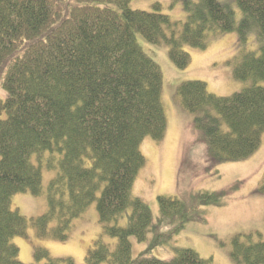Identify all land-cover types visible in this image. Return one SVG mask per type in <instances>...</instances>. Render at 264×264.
Returning a JSON list of instances; mask_svg holds the SVG:
<instances>
[{
    "label": "trees",
    "instance_id": "obj_1",
    "mask_svg": "<svg viewBox=\"0 0 264 264\" xmlns=\"http://www.w3.org/2000/svg\"><path fill=\"white\" fill-rule=\"evenodd\" d=\"M131 1L0 0V89L6 93L0 96V264H24L14 239L28 237L30 225L37 237L67 240L74 220L94 202L102 234L117 244L112 248L99 238L83 264H206L196 250L176 247L172 239L191 220L207 222L200 208L225 206L241 183L189 199L159 195L158 222L134 195L147 161L141 144L146 137L162 140L168 126L161 67L137 34L165 43L183 69L192 60L185 45L206 48L210 35L238 32L234 75L247 86L219 96L206 82L188 80L177 95L194 114L214 166L243 160L260 148L264 133V0H181L188 12L184 22L163 13L159 2L144 11L131 8ZM252 36L257 48L251 50ZM43 166L54 171L47 188ZM259 190L264 193V178ZM28 192L45 194L48 203L31 219L11 206L14 195ZM128 208L129 222L120 226ZM149 233V248L133 257L130 237L144 241ZM251 234L234 235L231 257L264 264V241ZM168 244L176 248L173 259L151 255ZM35 256L31 264H77L42 247Z\"/></svg>",
    "mask_w": 264,
    "mask_h": 264
},
{
    "label": "rangeland",
    "instance_id": "obj_2",
    "mask_svg": "<svg viewBox=\"0 0 264 264\" xmlns=\"http://www.w3.org/2000/svg\"><path fill=\"white\" fill-rule=\"evenodd\" d=\"M156 2L161 3L162 12L170 15L174 21L186 20L188 12L181 0H132L130 6L133 9L152 11ZM234 8L239 20L241 10L236 4ZM137 40L161 67L162 102L168 126L162 140L146 137L141 144L147 161L138 173L134 195L148 203L154 222H158L159 195L189 199L191 195L201 191H219L241 183L225 206L200 208L204 210L207 222L191 220L172 239L176 247L196 250L206 260V264H240L230 254L234 235L253 233V241H264V193L259 190L264 178V133L260 148L250 157L214 166L209 160L206 143L198 138L193 126L194 114L182 107L177 95L179 85L188 80L206 82L209 92L219 96H232L243 90L247 83L234 75V66L241 50L239 34L237 31L212 34L206 48L185 45L184 48L190 53L192 60L183 69H179L172 62L165 43L153 44L142 34H137ZM256 48L257 43L252 36L249 49ZM0 96L5 98V91L0 89ZM49 155L46 153L43 161ZM32 158L37 164L36 156ZM53 175L54 171L43 166L45 188ZM11 206L31 219L42 215L47 210L48 203L45 194L34 195L28 192L14 195ZM130 213L131 209L128 208L120 215V226L127 225ZM99 238L112 248L117 244V238L102 234L97 204L94 202L81 217L74 220L67 240L37 237L34 227L30 225L28 237L18 236L14 243L20 248L18 257L24 264L38 261L35 256L36 247L45 248L51 257L71 258L75 263L83 264L88 251L95 247ZM151 238V233L144 241H139L135 236L130 237L133 257L149 248ZM174 246L168 244L155 248L151 255L162 260H171L176 255Z\"/></svg>",
    "mask_w": 264,
    "mask_h": 264
}]
</instances>
